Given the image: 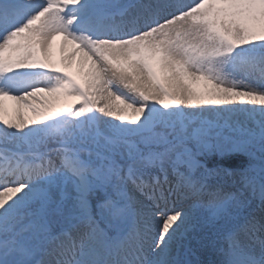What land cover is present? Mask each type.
Listing matches in <instances>:
<instances>
[{"label": "snow or ice", "instance_id": "1", "mask_svg": "<svg viewBox=\"0 0 264 264\" xmlns=\"http://www.w3.org/2000/svg\"><path fill=\"white\" fill-rule=\"evenodd\" d=\"M0 264H264V0H0Z\"/></svg>", "mask_w": 264, "mask_h": 264}, {"label": "rangeland", "instance_id": "2", "mask_svg": "<svg viewBox=\"0 0 264 264\" xmlns=\"http://www.w3.org/2000/svg\"><path fill=\"white\" fill-rule=\"evenodd\" d=\"M59 37H57V40L54 42L52 52H54V49L59 50ZM73 66H80L79 63V54H77V57L74 61L71 62ZM86 69V65H85ZM43 87V86H42ZM72 99L70 97L65 96H59L54 93H38L37 98L32 100L31 103L34 104L38 109H44V110H51L54 108L62 107L67 103H71ZM6 115L15 116L17 112V108H19L20 113L22 114L23 118L25 119H32L37 114L33 113L31 111V108L27 105H17L15 101L6 100ZM198 260L201 261H210L212 259V255L208 251H202L197 254L195 257Z\"/></svg>", "mask_w": 264, "mask_h": 264}]
</instances>
